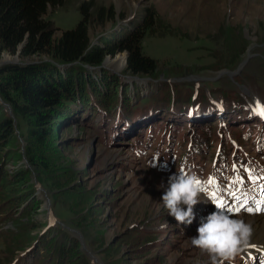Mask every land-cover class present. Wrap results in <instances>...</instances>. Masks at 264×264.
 <instances>
[{"label":"rangeland","instance_id":"374dc122","mask_svg":"<svg viewBox=\"0 0 264 264\" xmlns=\"http://www.w3.org/2000/svg\"><path fill=\"white\" fill-rule=\"evenodd\" d=\"M83 1L64 0L61 7L48 9L44 19L56 28L55 39L76 27L81 20L79 7ZM100 8H113L114 18L100 25L93 19L89 25L91 47L117 40L153 12V27L141 45L145 55L157 60V73L147 77L151 80H128L126 77L133 75L124 73L127 52L116 55L124 57L119 72L104 66L116 56L105 58L101 69L87 70L79 63L75 66L87 70L97 81L96 88L103 90L101 74L115 75L128 86L127 100L131 101V107L144 98H152L151 104L161 107L154 109L159 111L152 120L144 121L142 109L137 108L140 112L133 119L137 125L125 129L123 137L115 135L114 123L108 127L106 120L114 113L107 114L106 118V114H98L94 109L82 111L83 115L77 117L79 126L66 122L51 132L44 149L51 162L48 172L32 167L28 161L30 167L26 169L22 162L25 143L14 118L19 131L18 136L15 134L17 144L15 140L0 153V177L6 178L0 180V185L7 182L0 202V264H26V252L34 246L36 251L40 247L46 249L39 252L37 264H51L47 255H55H52L50 239L59 227L69 231L73 242H67V250L58 264H79L74 253L67 260L69 245H74V241L82 250L77 234L72 231L82 236L86 247L102 264H211L208 254L194 247L190 240L198 235L197 228L213 212L206 200L202 199L194 207L195 219L191 225H180L168 215L161 196L168 176L182 168L199 177L202 189L203 180H208L215 169L225 171L224 164L233 152L231 149L230 154L228 133L240 146L250 144L255 136L254 150L258 153L256 142L264 140V124L249 112L256 99L264 102V0H96L92 13L95 15ZM3 57L16 58V64L42 63L47 59L42 57L39 61L40 58L34 57L22 61L19 56L6 52L0 60ZM246 59L237 74L232 77L225 74L235 71ZM224 64L227 68L220 69ZM181 84L187 86L181 87ZM171 85H179L183 95L189 93V96L198 87L199 99L205 97V102L207 99L218 105L217 109H221V102L225 108L226 104L220 94L213 95L210 89L222 88L230 98L235 95L240 102L236 104L243 107H231L227 115L209 119L207 113L194 117L198 111L196 100L183 104L184 99L177 96L169 104L166 97ZM107 89L113 91L111 87ZM162 90L163 99L158 96ZM110 94L99 96V100L112 104L116 98ZM156 97L157 101H153ZM187 107L194 113L184 116ZM205 108L215 112L211 105ZM220 122L228 125L231 122L230 128H220L223 137L217 136ZM154 123L159 125L158 131L148 130ZM165 128H171L169 135ZM205 132L210 136H203ZM190 139L191 147L187 144ZM219 143H222L223 155L219 156L217 167H213L214 148ZM238 155L236 152L234 157ZM155 161L157 166L150 167ZM21 170H28L30 177L23 187L16 186L20 180L15 175ZM162 184L164 187H160ZM37 187L42 191L38 192ZM237 217L253 220L255 225L264 224V214ZM262 241L264 230L261 236L251 234L249 246ZM91 264L95 263L91 260Z\"/></svg>","mask_w":264,"mask_h":264},{"label":"trees","instance_id":"16d2710c","mask_svg":"<svg viewBox=\"0 0 264 264\" xmlns=\"http://www.w3.org/2000/svg\"><path fill=\"white\" fill-rule=\"evenodd\" d=\"M63 3L64 0H0V56L4 52L15 56L19 47L22 46L18 55L22 61L34 57L40 58L39 61H42V57L47 58L42 63L7 64L0 67V98L10 105L14 118L17 120L18 130L23 144L25 143L24 155L27 161L32 167L39 168L44 172H48L51 167V162L44 151L51 132L55 130V127L59 128V125L63 126L66 122V124H77L79 126L77 117L83 115L82 111L94 109L98 111V114L99 112L106 114V118L107 114L114 113L112 117L106 120L108 127L114 123L115 135L123 137L125 129L128 130L137 125H135L133 119L140 111H143L142 121L145 119L152 120L157 114L156 111H159L154 109L161 107H157L154 103L151 104L152 98L138 99L139 104L131 107V101L127 100L128 86L122 84L115 75L108 77L100 73L102 76L99 79L104 87L103 90L101 87L96 88L97 81L89 76L88 71L84 68L73 65L65 69H59L56 66L57 64L79 63L95 67L101 65L107 57L114 58L119 53L127 52L125 74L141 78L153 77L157 73L158 62L145 55L141 45L144 37L153 27V12L151 11L146 20L124 33L117 40L91 47L89 25L93 19L96 20L98 25L108 19L112 20L114 18L113 8H100L94 15L92 10L95 7L96 0H84L79 7L81 20L76 27L62 32L55 39L56 28L51 22L45 21L44 16L49 8L61 7ZM48 60L50 61L48 62ZM224 65L226 67L223 66L220 69L227 68L228 65ZM184 86L187 85L181 84V87ZM107 87H111L113 91L110 92ZM197 89L198 87L194 91ZM194 91L191 96H189V93L183 95L179 85H171L167 91L169 97H166V99L169 104L174 102V97L177 96L182 100L184 99L183 104H186L190 99L196 100L195 105L198 106L196 114L187 107L184 116H188L189 112H193L194 117L195 115L201 117L200 115H206V113L208 119L211 116L216 117L218 112L216 105L208 102L207 99L205 102V97L199 99L198 92L196 97L193 98ZM107 92L111 93V97L116 98V101L112 104L109 102L103 104L99 100V96H109ZM162 92L163 90L158 95L161 99H163ZM227 92H224L222 88L210 89L211 94H220L223 98V104H226L223 115H227L231 107L238 106L240 109L243 107V105L236 104L240 102L236 100L235 95L230 98ZM172 97L173 99H171ZM153 101H157V97ZM115 103H118V105L114 107ZM207 104L213 106L215 112L211 108H205ZM129 106L130 108H127ZM137 108L142 110L137 111ZM103 123H105V120ZM234 123H238V121L235 120ZM153 125L148 130L151 131V128L157 130L159 125L155 126V123ZM15 131L13 119L0 106V153L13 144L15 140L17 144ZM164 131L169 135L172 130L171 128L168 130L165 128ZM205 135L210 136L207 132L203 133V136ZM17 154L21 157L19 151ZM28 173V170H21L15 175H18L17 179L20 180L17 181L16 186H25L26 180H30ZM0 180H6V178L2 175ZM37 180H40L38 176ZM6 185L7 182H4V186L0 185V202L3 201H1V192ZM11 187L14 186L12 185L9 188ZM11 191L9 190V192ZM25 196L27 195L24 194ZM53 234L50 243L53 248L52 255L55 256H52V258L48 253L47 258L48 263L50 260L51 264H58L64 255V251L67 250L65 245L68 241L73 242V238L69 236V231L62 227H59L56 233ZM34 250L35 246L26 252V264H37L40 257L39 252L46 251L43 247H40L38 251ZM68 252V261L74 253L77 259L80 260L78 261L79 264H91L89 256L83 250H80L79 243L77 245L74 241V245L70 244Z\"/></svg>","mask_w":264,"mask_h":264},{"label":"clouds","instance_id":"9594fccd","mask_svg":"<svg viewBox=\"0 0 264 264\" xmlns=\"http://www.w3.org/2000/svg\"><path fill=\"white\" fill-rule=\"evenodd\" d=\"M158 161L150 167H156ZM166 167V165H164ZM195 173L181 171L168 176L167 187L161 196L163 207L180 225H191L195 219L194 207L202 201L211 202L216 211L210 213L197 228L198 235L191 237V244L208 254L211 264L231 262L249 247L251 227L244 219L229 214L207 196ZM160 187H164L163 184ZM202 194L205 198H202ZM186 206V207H185ZM162 225V227H165Z\"/></svg>","mask_w":264,"mask_h":264},{"label":"water","instance_id":"95a60500","mask_svg":"<svg viewBox=\"0 0 264 264\" xmlns=\"http://www.w3.org/2000/svg\"><path fill=\"white\" fill-rule=\"evenodd\" d=\"M21 48H22V46H20L19 47V49H18V51H17V53H16V55L15 56H18L19 55V50H21ZM247 59L249 58V55L246 57ZM247 59L246 60H244L239 66H238V68L235 70V71H233V72H225V74H228L230 77H232L233 75H235V74H237L241 69H242V67L246 64V62H247ZM18 62V60L15 58V59H13V60H10V59H8V58H6L5 59V57H3V59H1L0 60V67H2L3 65H6V64H8V63H12V64H16ZM105 62V59L103 60V62L102 63H104ZM101 63V64H102ZM19 64H21V65H25V64H29V63H19ZM75 64H78V63H72V64H64V65H59V64H57L56 66H57V68H68V67H71V66H73V65H75ZM87 70H93V69H101V68H104L102 65H99V66H95V67H93V66H88V65H83ZM128 80H137V81H141V80H151L150 78H147V77H145V78H141V77H138V76H127L126 77ZM0 105H2L4 108H5V110H6V112H7V114L13 119V122H15V119H14V117H13V115H12V113H11V109H10V106L7 104V103H5L1 98H0ZM15 125V124H14ZM15 134L18 136L19 135V131H15ZM22 153H23V149H22ZM22 162H23V164H26L25 166H26V168H29L30 166H29V164H28V162H27V160H26V158L23 156L22 157ZM37 190H38V192H41L42 191V189L40 188V187H37ZM44 192V194L46 195L47 194V192L46 191H43ZM46 197V202H49V200H48V197L47 196H45ZM48 215H49V217H51V214H50V212L48 213ZM72 232H74V233H76L77 234V236H78V238H79V241H80V244H81V249L89 256V258L92 260V262H94L95 264H102V263H100L99 262V260L93 255V253L86 247V245L84 244V241H83V238H82V236L77 232V231H72Z\"/></svg>","mask_w":264,"mask_h":264},{"label":"bare ground","instance_id":"6f19581e","mask_svg":"<svg viewBox=\"0 0 264 264\" xmlns=\"http://www.w3.org/2000/svg\"><path fill=\"white\" fill-rule=\"evenodd\" d=\"M123 63H124V57L123 56H119L112 63H109V62L104 63L105 64L104 66H108V67L114 68L117 72H119L121 70V68L123 67ZM116 67H117V69H116ZM256 219H258V218H256ZM245 222L248 223L250 225V227L251 226L253 227L251 229L252 230V233H253V237H257V235L261 236L263 234L264 224L261 223L260 225L259 224H256L255 225V223H253V220H247V221L245 220ZM258 222H259V219H258Z\"/></svg>","mask_w":264,"mask_h":264},{"label":"snow or ice","instance_id":"6c2138e0","mask_svg":"<svg viewBox=\"0 0 264 264\" xmlns=\"http://www.w3.org/2000/svg\"><path fill=\"white\" fill-rule=\"evenodd\" d=\"M256 111H257V113H258L259 115L264 116V106H262V107H258V108L256 109ZM218 205H220L221 207L223 206V205L220 204V203H218ZM256 210L259 211V210H262V209L257 208ZM248 211H253V209L249 208Z\"/></svg>","mask_w":264,"mask_h":264}]
</instances>
